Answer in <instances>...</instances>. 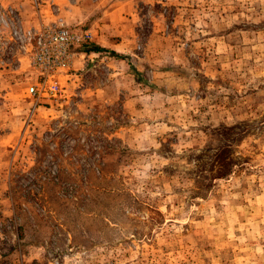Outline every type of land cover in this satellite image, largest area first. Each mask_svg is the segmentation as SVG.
I'll list each match as a JSON object with an SVG mask.
<instances>
[{
  "label": "rangeland",
  "instance_id": "1",
  "mask_svg": "<svg viewBox=\"0 0 264 264\" xmlns=\"http://www.w3.org/2000/svg\"><path fill=\"white\" fill-rule=\"evenodd\" d=\"M109 2L0 0L93 37L55 98L0 49V264H264V0Z\"/></svg>",
  "mask_w": 264,
  "mask_h": 264
},
{
  "label": "built area",
  "instance_id": "2",
  "mask_svg": "<svg viewBox=\"0 0 264 264\" xmlns=\"http://www.w3.org/2000/svg\"><path fill=\"white\" fill-rule=\"evenodd\" d=\"M92 38L89 30L68 26L61 19L39 28H24L14 8L0 6V49L7 56L18 54L30 61L39 77L27 89L32 97H61L57 77L71 70L74 60L83 54L81 49Z\"/></svg>",
  "mask_w": 264,
  "mask_h": 264
},
{
  "label": "crops",
  "instance_id": "3",
  "mask_svg": "<svg viewBox=\"0 0 264 264\" xmlns=\"http://www.w3.org/2000/svg\"><path fill=\"white\" fill-rule=\"evenodd\" d=\"M54 1L59 3L58 16H63L68 24L79 25L84 23L88 25L93 30L94 39L100 46L107 48L111 47V44L116 43V40L112 39V37H119L121 32H119V29H114L116 23L113 24L112 18L119 17L122 14H118V12L117 15L113 14L114 11L118 10L114 5L109 6V1L111 0H100L96 3L82 1L67 8L64 6V0ZM3 209H5V206Z\"/></svg>",
  "mask_w": 264,
  "mask_h": 264
}]
</instances>
